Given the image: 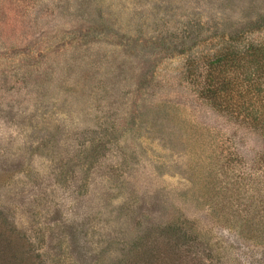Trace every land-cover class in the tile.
<instances>
[{
  "label": "rangeland",
  "instance_id": "374dc122",
  "mask_svg": "<svg viewBox=\"0 0 264 264\" xmlns=\"http://www.w3.org/2000/svg\"><path fill=\"white\" fill-rule=\"evenodd\" d=\"M263 43L264 0H0V221L39 264H264V134L200 94Z\"/></svg>",
  "mask_w": 264,
  "mask_h": 264
},
{
  "label": "trees",
  "instance_id": "16d2710c",
  "mask_svg": "<svg viewBox=\"0 0 264 264\" xmlns=\"http://www.w3.org/2000/svg\"><path fill=\"white\" fill-rule=\"evenodd\" d=\"M247 48L241 59L245 64L238 75L234 73V76H230L233 72L230 73L221 63L225 58L221 60L217 58L209 62L200 94L215 107L233 105L237 109H242L244 112L234 111V113L253 123L257 130L264 134V43L248 45ZM177 226L175 223L166 225V233L170 235L169 237L181 234L180 237L187 238V232ZM15 233V227H8L5 221H0V264H39L32 260L33 255L26 250L24 244L14 239ZM187 241L188 239L185 242ZM200 259L202 258L199 257L198 261ZM124 261L125 258L119 260L118 264H123Z\"/></svg>",
  "mask_w": 264,
  "mask_h": 264
}]
</instances>
